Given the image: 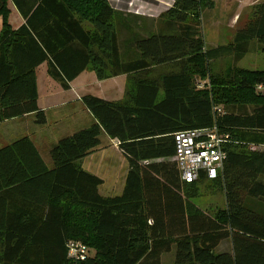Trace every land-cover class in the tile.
I'll return each instance as SVG.
<instances>
[{
  "label": "trees",
  "instance_id": "obj_1",
  "mask_svg": "<svg viewBox=\"0 0 264 264\" xmlns=\"http://www.w3.org/2000/svg\"><path fill=\"white\" fill-rule=\"evenodd\" d=\"M214 3L171 0L146 18L109 0H0V123L46 125L42 63L63 90L85 69L130 82L121 100L80 96L93 121L49 144L47 162L28 135L0 145V264H71L68 240L88 246L80 264H162L172 251L174 264H264V70L237 65L254 42L264 51V0L229 43L207 46L202 13ZM213 127L228 135L218 177L182 181L174 133ZM108 139L127 161L117 196L79 165ZM203 182L222 190L223 208L194 203Z\"/></svg>",
  "mask_w": 264,
  "mask_h": 264
},
{
  "label": "rangeland",
  "instance_id": "obj_2",
  "mask_svg": "<svg viewBox=\"0 0 264 264\" xmlns=\"http://www.w3.org/2000/svg\"><path fill=\"white\" fill-rule=\"evenodd\" d=\"M110 1L114 6L117 1L119 2V0ZM260 1L262 0H215L214 6L211 9H204L202 13L203 17L201 25L205 44L207 46H215L217 44L229 43L235 31L242 27L249 19L253 6ZM122 2L127 8L126 10H134L136 11V14L138 13L146 18H157L159 14L168 8L166 5H170L171 0H123ZM1 19L2 16L0 15V22ZM8 19L10 24L11 21L13 22L12 24H14L17 20L11 7ZM229 64L230 60L225 59L216 64V69H224ZM237 65L250 70H264V51H262L261 44L254 42L251 51L247 53ZM154 70V76H157L166 69L164 67H156ZM38 77L40 80V95L42 97V103L44 105L56 104V106L51 108L47 113V126L38 127L33 122L32 125L34 127L30 125L32 126V130L36 129V135L33 136L35 141L34 145L39 150L43 159L47 162L48 143L57 140L60 135H62L60 134V129L62 128L60 124L62 123L63 118H67L66 109H62L63 107L58 108V105L65 100V96L56 95L55 98L48 99L46 95L47 92H45V79L47 78L45 68L39 69ZM89 81H91V79ZM126 84L128 83L126 82ZM49 88L52 93L60 91L59 93L62 94L61 87L55 81H53L52 85H49ZM103 90V87L98 86L97 93L99 94V92L101 93ZM116 97L118 98L119 94L118 96L116 95ZM25 124L27 123L22 122L17 125L16 123H11L9 125L1 126L0 145L17 137L11 136L6 138L9 130H11L10 132H13V129L19 125L25 126ZM22 135L32 137V131H24ZM114 146H116V144H114ZM114 146L110 148H101L102 150L93 152L90 157H87L82 162V166H80L82 169L97 175L103 180L102 185L99 187V192L104 196H117L121 194V188L123 187L125 180L127 162ZM193 201L198 207L209 213H213L225 206V197L222 190L219 187H212L206 182L199 185L198 195ZM162 264H174L173 251L162 256Z\"/></svg>",
  "mask_w": 264,
  "mask_h": 264
},
{
  "label": "crops",
  "instance_id": "obj_3",
  "mask_svg": "<svg viewBox=\"0 0 264 264\" xmlns=\"http://www.w3.org/2000/svg\"><path fill=\"white\" fill-rule=\"evenodd\" d=\"M122 1L123 0H119V2L117 1L116 5L114 6V5H112L111 1L109 0L111 6L115 10L122 11V12L136 13V11H134V10H126L127 8H126V6L123 5ZM11 8H12V12L16 15V19H17L16 23H14V24H12L13 22L11 21L12 27L15 28L23 22V19L13 6H11ZM150 17H152V16H150ZM1 28H2V19L0 22V31H1ZM41 68H45V71H46V63L40 64L35 69L37 90H38V104H39L40 108H42L43 110H45L48 113V111H50L51 108H54L56 106V104L44 105L42 103V97L40 95V80L38 77V71ZM90 79H91V81H89ZM53 81L54 80L47 74V78L45 79V85H46L45 92H47V94H46L47 98L53 99L56 97V95H64L65 96V100L58 105V108L63 107L62 109H66V115H67L66 116L67 118H63L62 123L60 124V126H62V128L60 129V134H62V135H60V137L63 135L69 134V133L73 132L74 130H77L81 127H84L85 125H87L93 121V117H92L91 113L88 112L81 105V103L79 101L80 96H82L85 93H93V94H96V95H98L104 99L117 101V100L123 99L124 93L126 91V85H128V84L130 85V82L128 81V77L126 75H119V76H115V77H111V78H107V79H103V80H97L94 73L91 71V69H85L75 79H73L70 83L69 89L63 90L61 88L62 94L59 93L60 91L52 93V91L49 88V85H52ZM88 81H89V83H88ZM126 82L128 84H126ZM98 86L104 88L103 92H101V93L99 92V94L97 93L98 92L97 91ZM119 87H120V89H119ZM106 89H107V91H106ZM75 92H77V93H75ZM118 94H119V97L117 98L116 95L118 96ZM22 122L27 123V124H25V126L19 125L15 129H13V132H10L11 130L8 129L9 133L7 134L6 138L7 137L9 138L11 136L22 135V133H24V131H27V132L32 131V137H30V138L33 140V142H35L33 136L36 135V129L32 130L33 118L31 115H24L22 117H17V118L2 122V123H0V127L4 126V125H9L11 123H16V125H17V124L22 123ZM30 125H32V126H30ZM29 126H30V128H29ZM45 126H47V123H46V125H44L42 127H45ZM10 140H12V139H10ZM108 141L109 142H108L107 148L113 147L114 144H116V146H114V147L120 152L121 156L124 159H126L125 156L118 149L117 143L114 140H110V139H108ZM52 142H54V141H52ZM52 142L50 141L48 144H50ZM99 150H102V149H96L93 152H98ZM92 153H90L88 156L81 159L79 162V165L82 166V162L87 157H90ZM126 173H127V170H126ZM123 186H124V184H123ZM122 189H123V187L121 188V190ZM220 247H222V246H220ZM223 248L225 250H230L229 242H226L224 244Z\"/></svg>",
  "mask_w": 264,
  "mask_h": 264
},
{
  "label": "built area",
  "instance_id": "obj_4",
  "mask_svg": "<svg viewBox=\"0 0 264 264\" xmlns=\"http://www.w3.org/2000/svg\"><path fill=\"white\" fill-rule=\"evenodd\" d=\"M170 6L171 3L167 7ZM173 137L174 160L182 181L194 183L201 174L208 180L218 177L223 167L224 142L228 140V135L219 133L213 127L177 131ZM66 253L71 264H80L87 260L89 248L79 240H68Z\"/></svg>",
  "mask_w": 264,
  "mask_h": 264
}]
</instances>
